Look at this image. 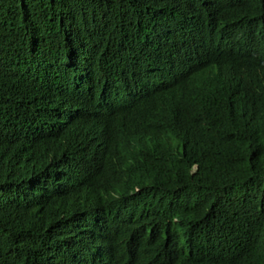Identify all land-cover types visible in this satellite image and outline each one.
Returning <instances> with one entry per match:
<instances>
[{"label":"trees","instance_id":"16d2710c","mask_svg":"<svg viewBox=\"0 0 264 264\" xmlns=\"http://www.w3.org/2000/svg\"><path fill=\"white\" fill-rule=\"evenodd\" d=\"M246 40L248 51L233 48ZM73 45L89 48L85 65L62 60ZM199 71L231 100L216 120L186 94ZM35 82L93 106L112 139L110 115H127L137 151L163 147L130 172L151 174L118 193L114 177L81 179L85 149L69 163L50 134L59 92L19 91ZM18 158L31 179L17 178ZM107 162L122 169L130 155ZM8 174L17 182L0 188V264H86L97 237L119 259L159 232L186 243L174 264H264V0H0V182Z\"/></svg>","mask_w":264,"mask_h":264},{"label":"clouds","instance_id":"9594fccd","mask_svg":"<svg viewBox=\"0 0 264 264\" xmlns=\"http://www.w3.org/2000/svg\"><path fill=\"white\" fill-rule=\"evenodd\" d=\"M191 24L197 30L195 24ZM252 45V40H246V45L242 47L233 46V48L244 53L251 49ZM83 48L84 51L79 52L80 48H76L74 45L73 47L69 46L63 50L62 60L69 59V62L81 66L85 65L89 61L87 59L90 51L87 46H83ZM51 51L59 54L56 48H52ZM71 58L76 60H71ZM233 76L238 77L236 75ZM185 78L187 83L186 94L192 98L200 109L210 114L213 119L216 120L222 110L231 104L230 98L221 89L223 102L217 99L212 89L211 78L206 73L202 71L194 72L186 75ZM175 79L176 69L174 66H170L163 71L161 81L166 88H170ZM47 86L56 89L52 83L35 82L24 88H19V91L22 94L41 95ZM260 90L261 88H259L258 93ZM58 92L60 99L57 105V120L53 124L50 134L55 139L62 154L68 157L69 163L77 158L78 150L85 149L87 162L83 166L81 179L84 177H96L99 179L105 176L108 178L114 177L113 191L118 193L131 191L151 174L152 170L149 169H141L133 174H130V172L141 166L140 161L147 160L154 154L162 155L163 147L153 148V152L150 155L137 151L134 144L135 133L127 115L125 117L110 115L109 119L117 134L116 138L112 139L109 129L101 122L93 106L87 104L77 108L71 100L65 99L62 93ZM254 118L256 119V117ZM186 130V126L180 122L177 132L182 135ZM114 151L129 153L130 163L122 169H113L108 164L107 157ZM15 171L17 178L25 180L32 178L31 167L24 158L17 159ZM14 182L17 181L8 174L0 182V188L6 183ZM154 188V185H150L145 187L142 192H147V194L151 195L154 192ZM12 192L13 189L10 188L4 192V195L7 196ZM7 218L11 219L12 216L7 215ZM83 223H86V221H83ZM138 225L145 224L141 223ZM205 230L211 231L210 228ZM175 238V236H167L163 232H159L156 235H148L127 245L121 251L118 259L114 248L102 238L97 237L95 242L87 248L86 264H174L176 252L186 249V243ZM40 264H46L42 257L40 258Z\"/></svg>","mask_w":264,"mask_h":264}]
</instances>
